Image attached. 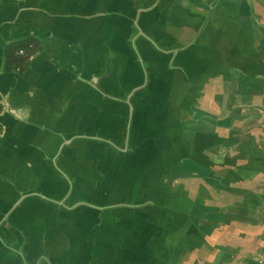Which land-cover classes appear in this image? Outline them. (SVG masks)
<instances>
[{"label":"crops","instance_id":"obj_1","mask_svg":"<svg viewBox=\"0 0 264 264\" xmlns=\"http://www.w3.org/2000/svg\"><path fill=\"white\" fill-rule=\"evenodd\" d=\"M0 105V264H258L264 0H0Z\"/></svg>","mask_w":264,"mask_h":264},{"label":"trees","instance_id":"obj_2","mask_svg":"<svg viewBox=\"0 0 264 264\" xmlns=\"http://www.w3.org/2000/svg\"><path fill=\"white\" fill-rule=\"evenodd\" d=\"M38 43L37 40L31 38L29 40H22L18 42H13L6 47L5 56L7 58V65L6 70L12 71L17 70L22 72L29 64H30V57L33 55L35 50L39 48L31 47L30 43ZM22 51V53L20 52ZM2 110V106L0 105V111Z\"/></svg>","mask_w":264,"mask_h":264},{"label":"built area","instance_id":"obj_3","mask_svg":"<svg viewBox=\"0 0 264 264\" xmlns=\"http://www.w3.org/2000/svg\"><path fill=\"white\" fill-rule=\"evenodd\" d=\"M22 53V51H20ZM258 264H264V250L261 253Z\"/></svg>","mask_w":264,"mask_h":264}]
</instances>
